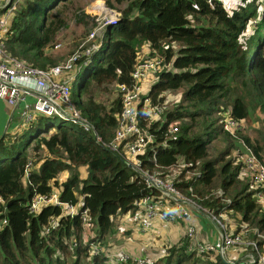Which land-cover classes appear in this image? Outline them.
<instances>
[{
    "label": "trees",
    "instance_id": "obj_1",
    "mask_svg": "<svg viewBox=\"0 0 264 264\" xmlns=\"http://www.w3.org/2000/svg\"><path fill=\"white\" fill-rule=\"evenodd\" d=\"M104 1L111 8L123 4L115 8L120 17L105 26L89 61L83 62L86 56L77 60L71 80L74 102L103 139L110 140L121 99L117 95L108 106L96 98L97 91L110 83H130L142 54L161 56L164 64L150 84L149 95L162 102L165 91L181 89V97L148 125L154 141L138 153L142 167L171 180L186 194L191 186L192 198L207 214L223 213L245 223L250 228L246 237L255 239L264 252V203L257 200L253 182L241 174L244 144L264 159V133L252 138L239 130L234 136L220 122V111L226 108L240 120H249L258 110L264 121V9L250 22L258 15L259 1L249 0L251 9L243 4L230 10L220 0ZM68 12L77 23L89 18L76 0H19L4 30L6 51L41 68L63 60L76 43L66 53L53 45L68 24ZM51 117L56 116L36 113L29 122L22 117V132L0 136V264H68L69 260V264H104L105 253L91 252L90 241L102 245L106 225L114 216L139 218L140 198L159 192L91 133L59 117L54 123ZM173 120L179 121L178 130L169 133ZM220 135L226 143L210 157L209 146ZM179 158L183 166L171 174ZM82 164L87 166L85 176L79 173ZM62 172L66 176L60 179ZM54 188L61 200L77 205L74 215L56 204L42 205L37 212L28 209L32 194ZM83 208L94 230L84 241ZM52 217L57 225L46 231ZM168 244L149 264H232L218 251H197L184 233ZM226 250L235 259L255 253L250 244ZM255 257L253 264H258Z\"/></svg>",
    "mask_w": 264,
    "mask_h": 264
},
{
    "label": "built area",
    "instance_id": "obj_2",
    "mask_svg": "<svg viewBox=\"0 0 264 264\" xmlns=\"http://www.w3.org/2000/svg\"><path fill=\"white\" fill-rule=\"evenodd\" d=\"M19 0H0V98L15 106L27 101L32 97V107L23 114V121L29 122L36 113H44L65 119L79 126L81 130L89 132L94 139L106 148H109L125 160V162L143 176L147 185L155 187L159 194L157 196L146 194L139 200L140 215L138 219L139 228L149 231L159 221L161 227H167L176 221H188L184 234L190 239L191 244L199 252L218 251L225 253L232 245L250 244L254 252H246L239 257L243 264H264V252L259 250L258 243L247 240L246 234L249 228L245 223H240L242 228L236 233L222 221L223 213L211 214L217 227L219 244L208 242L199 237L197 224L192 220V210L199 209L206 212V208L198 204L190 194L180 190L171 180L163 178L153 172L145 170L140 161L138 153H143L145 147L154 141V134L148 125L164 113V100L162 102L152 101L149 95L150 84L156 78L157 72L161 70L164 62L159 55L142 54L136 61L131 71L130 83H115L121 99V108L118 112L117 126L110 140H104L95 124L84 115L72 98L71 80L76 73L77 60L84 57L83 62L89 61V55L99 47V40L95 39L103 35L107 24H115L119 20L120 11L107 6L103 0L96 1L88 11L94 24L85 38L70 52L63 60L49 67L41 68L33 66L24 60L10 55L5 49L4 30L14 12ZM258 15L251 19L255 22L263 13L264 0H258ZM97 36V37H96ZM60 46V42L54 43V48ZM79 67V65H78ZM220 122L224 131L236 135L237 131L243 130L242 120L230 114V108L220 111ZM178 120L168 124L169 133L178 130ZM179 122V121H178ZM241 172L245 173L253 182L257 200L264 203V159L260 158L248 144L243 145ZM155 158V157H154ZM24 171V181L28 179V165ZM221 194V193H220ZM59 205L70 216L77 211V205L63 201L59 198V191L54 188L48 193L32 194L27 202L28 209L37 212L42 205ZM82 229V240H86L87 225H89V214L87 208L80 211ZM5 219H3V222ZM57 225V219L51 218L48 231ZM257 231V230H256ZM259 236H263L257 232ZM73 239L72 244L76 245ZM98 240L90 241V251L93 253H105L104 264H149L148 259L142 254H132L116 247L111 250H101ZM264 246V245H262Z\"/></svg>",
    "mask_w": 264,
    "mask_h": 264
},
{
    "label": "rangeland",
    "instance_id": "obj_3",
    "mask_svg": "<svg viewBox=\"0 0 264 264\" xmlns=\"http://www.w3.org/2000/svg\"><path fill=\"white\" fill-rule=\"evenodd\" d=\"M96 1H100V0H76L77 3L83 6L84 11L86 13H88V11L90 10V7L93 4V2H95L94 5H97ZM220 1L223 3V5L228 10L234 7H239L243 4H246L247 8L249 9L253 8V5L251 4L249 0H220ZM121 6H123V4H119L115 6V8L119 9ZM93 24H94V20L91 14H89V18L87 19L86 22L77 23L72 13L68 12V24L67 26L63 27L59 31L58 36L55 40V42H60V46L57 48H54V45H53V49L66 53L74 48L75 43H76V46H75L76 48L77 45L85 38V35L88 34L90 29H92ZM99 38L100 37L95 39V43L99 40ZM69 53L70 52H68L67 55ZM117 95L119 94H118V89L116 87V84L110 83L108 84V88L106 90L97 91L96 98L106 103V105L109 106L112 99L116 97ZM180 97H181V89L165 91L164 96H163L165 108L171 107L172 105H174L176 102L179 101ZM31 105H32V99L30 98L27 99V101L24 103H21L15 106L9 105L10 108L12 109L15 108L18 110H16V112L12 111L11 117L8 116V118L5 121H0V136L4 132H15V131H18L19 133L22 132V129H23L22 117H23V114H25V112L28 110L27 107ZM18 114H21V116ZM51 118L54 123H57L59 121V119L56 117H51ZM1 119H2V115H0V120ZM177 124H178V121H177ZM242 124H243L242 132L247 133L252 138H255V137L259 138L261 134L264 133V121L262 118V114L258 110L252 112V115L250 116L249 120L243 119ZM33 130L34 128H32L30 132H33ZM225 143L226 142L224 138L221 137V135L217 136L209 146L210 157L214 156L218 150L222 149ZM232 151L234 152V149H232ZM262 154L264 155V150L262 151ZM182 166H183V161L181 158H179L178 163L171 170V174L178 172ZM78 169H79L80 176L86 175V172H87L86 165L84 164L79 165ZM194 171L196 170L195 169L193 171L189 170L187 171V174H190ZM241 174L249 178L245 173L241 172ZM65 176H66V172H62L59 178L63 179ZM216 192L220 194L222 193V189L218 188ZM222 221L225 224L227 223V226L230 228V230L235 233L237 231L239 232L242 229L239 225L240 223H237L233 217H228L226 214H223ZM175 224L177 223L176 222L172 223L170 225V229H168L166 232H163L166 234V236L164 237L161 233L154 232V230L152 229L149 230L151 232L150 234L146 236H143V235L141 236L140 233L141 234L145 233V231H142L139 228L138 217L136 218V215L134 214L132 215L129 214V216L128 214L116 215L106 225L101 250L105 251V250H111L112 248L121 247L127 251L128 247L131 246V250L134 251L132 252V254H138V249L140 248L141 251L145 253L148 260L151 261L158 255L162 254L167 249V245H169L168 241L169 242L176 241L180 236H182V233H183L182 229H184V225H182L181 228L178 229L177 227L174 228ZM236 225H239V228L237 231H234L236 229ZM92 226L93 225L91 223L87 225V230H86L87 236L94 234V230ZM249 231H250V228H249ZM248 239L254 240L253 238H250L247 236V240ZM140 241H142L143 243ZM145 241L147 242L146 246L141 245L142 247H140V244L141 243L144 244ZM216 244L219 245V241H217ZM224 255L227 258H230L227 253V250L224 253ZM69 263H71L70 260L68 264Z\"/></svg>",
    "mask_w": 264,
    "mask_h": 264
},
{
    "label": "crops",
    "instance_id": "obj_4",
    "mask_svg": "<svg viewBox=\"0 0 264 264\" xmlns=\"http://www.w3.org/2000/svg\"><path fill=\"white\" fill-rule=\"evenodd\" d=\"M145 48H146L145 46L142 47L143 50H145ZM29 98L33 99L32 97H28L27 99H29ZM9 105L10 104L6 100L0 98V115H2V119L0 121H5L8 118V116L11 117V115H12L11 112L12 111L16 112V110H18V109H15V108L14 109L10 108ZM27 108H29V107H27ZM21 114H18V115L21 116ZM192 220H193V222L195 224L198 225L197 228H198V234H199L200 238H202L205 241L212 242V243H215V244H216L217 241H219L217 227H216V225H214L213 220L210 219L209 214H206L205 212H203V211H201L199 209H193L192 210ZM176 223L177 224H175L174 228L177 227L178 229H180L181 226L184 225V229H182L183 233H184L186 225L188 224V221L187 220L186 221L182 220V221H176ZM170 225H168L167 227H161L159 225V221L156 220V225L152 228V230H154V232L161 233L163 235V237H164V236H166V234L163 233V232H166L168 229H170ZM150 233H151L150 231H146L145 233H142V234L140 233V235L141 236L142 235L146 236V235H148ZM140 242H142V241H140ZM142 243L140 244V247H142L141 245L146 246L147 242L145 241L144 244H142ZM112 249H114V248H112ZM128 250H129L130 253L134 252V251L131 250V246L128 247ZM135 253H137V252H135ZM138 254H143L144 255V252H142L141 249L139 248L138 249ZM235 258L236 257H232L231 256L228 259H235Z\"/></svg>",
    "mask_w": 264,
    "mask_h": 264
},
{
    "label": "water",
    "instance_id": "obj_5",
    "mask_svg": "<svg viewBox=\"0 0 264 264\" xmlns=\"http://www.w3.org/2000/svg\"><path fill=\"white\" fill-rule=\"evenodd\" d=\"M219 247H220V249H222L223 245L220 243V244H219ZM220 255L222 256V258H223V260H224L225 262L232 263V264H235V263H237V264H243V263H244L242 260H239V259H228V258L224 255L223 252H220Z\"/></svg>",
    "mask_w": 264,
    "mask_h": 264
}]
</instances>
